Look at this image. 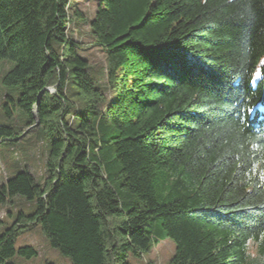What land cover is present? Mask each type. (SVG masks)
I'll list each match as a JSON object with an SVG mask.
<instances>
[{
  "label": "trees",
  "instance_id": "16d2710c",
  "mask_svg": "<svg viewBox=\"0 0 264 264\" xmlns=\"http://www.w3.org/2000/svg\"><path fill=\"white\" fill-rule=\"evenodd\" d=\"M69 10L0 0L2 86L48 142L42 179L0 183V210L35 205L0 220V264L38 256L16 247L34 226L70 264H131L166 240L169 264H264V0H98L104 86ZM22 135L0 121V144Z\"/></svg>",
  "mask_w": 264,
  "mask_h": 264
},
{
  "label": "rangeland",
  "instance_id": "374dc122",
  "mask_svg": "<svg viewBox=\"0 0 264 264\" xmlns=\"http://www.w3.org/2000/svg\"><path fill=\"white\" fill-rule=\"evenodd\" d=\"M97 1L69 0L71 18L75 12L82 14L81 20L72 19L69 25V37L79 44L80 55L88 60L91 73L104 86L107 78L106 54L95 44L90 28L97 9ZM12 66L11 62L0 61V121H10L20 130V133L23 132V135L18 143L0 144V183L16 175L22 168H27L35 178L42 179L45 175L48 154V142L45 137L38 132L37 127H28L25 123V116L7 99L9 95L14 102H17L19 97L18 89L2 86V78ZM6 104L13 113L9 119L5 114ZM20 210L29 215L34 212L35 205L25 202L22 198L14 199L12 205L8 204L1 208L0 220L11 224L12 220L7 217L8 212L17 213ZM27 245L38 251L36 258L28 260L15 257L4 264H70L68 259L49 246L40 227L30 228L16 240L17 248ZM174 252L175 243L172 240H166L155 245L151 252L142 259H135L131 256L129 261L131 264H169Z\"/></svg>",
  "mask_w": 264,
  "mask_h": 264
},
{
  "label": "snow or ice",
  "instance_id": "6c2138e0",
  "mask_svg": "<svg viewBox=\"0 0 264 264\" xmlns=\"http://www.w3.org/2000/svg\"><path fill=\"white\" fill-rule=\"evenodd\" d=\"M153 55H156V56H162V55H165L164 53L162 52H155L153 53ZM264 63V62H262ZM191 71H195V69H190ZM264 80V75H261V74H257V76L254 78V81L256 83H259L260 81ZM249 111H251V109H249Z\"/></svg>",
  "mask_w": 264,
  "mask_h": 264
},
{
  "label": "water",
  "instance_id": "95a60500",
  "mask_svg": "<svg viewBox=\"0 0 264 264\" xmlns=\"http://www.w3.org/2000/svg\"><path fill=\"white\" fill-rule=\"evenodd\" d=\"M34 116L37 118V124H39L40 123V120H39V118L37 116V111L36 110L34 111Z\"/></svg>",
  "mask_w": 264,
  "mask_h": 264
}]
</instances>
